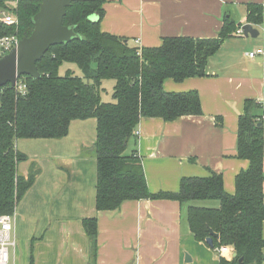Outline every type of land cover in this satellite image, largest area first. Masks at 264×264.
I'll list each match as a JSON object with an SVG mask.
<instances>
[{"label": "crops", "instance_id": "obj_1", "mask_svg": "<svg viewBox=\"0 0 264 264\" xmlns=\"http://www.w3.org/2000/svg\"><path fill=\"white\" fill-rule=\"evenodd\" d=\"M249 4L264 9V0H108L100 26L131 47L158 48L165 38L218 37L226 17L249 24ZM252 26L259 37L234 33L209 59L208 77L164 82L168 93L197 92L201 116L139 123V136L129 149L138 151L152 193L178 192L182 178H205L213 171L223 176L225 191L235 194L237 175L249 167L248 161L237 158L239 117L247 100L264 108V55L249 57L264 50V20ZM96 139L97 122L88 119L73 121L69 134L59 140L17 141L16 149L27 157L18 174L28 177L33 167L40 173L15 211L12 264H91L83 222L94 217L97 264H219L216 252L191 234L188 205L141 200L125 202L116 211H97ZM194 206L217 208L219 203Z\"/></svg>", "mask_w": 264, "mask_h": 264}, {"label": "trees", "instance_id": "obj_2", "mask_svg": "<svg viewBox=\"0 0 264 264\" xmlns=\"http://www.w3.org/2000/svg\"><path fill=\"white\" fill-rule=\"evenodd\" d=\"M9 0H0V10H9ZM108 0H72L64 25L74 28L78 39L53 46L37 63L39 79L24 76L25 95L7 85L0 89V216L13 215L26 193L35 184L40 170L33 167L28 177L18 174L27 157L16 149L18 140L55 139L69 134L73 121L95 119L97 139L98 212L118 210L128 201H176L188 205L189 230L198 243L207 245L211 231L214 249L227 248L236 255L232 260L219 257V264H264V128L263 105L255 100L244 103L238 120L237 158L249 162L247 170L235 180L236 192L225 191L223 176L184 177L178 192L152 193L142 159L131 141L142 119L173 122L183 117L201 116L197 92L168 93L164 82L181 83L191 78L208 77L209 59L242 25L226 17L215 38L171 37L158 48L131 47L126 39L101 31ZM41 0H19L11 11L18 28L3 25L0 38L16 35L21 40L33 30V18ZM247 23L260 26L262 5H247ZM9 10V11H10ZM98 20L93 21L92 17ZM76 64L83 77L68 72L59 75L60 66ZM104 80H114L113 102L102 100ZM218 202L217 208L194 206ZM83 226L91 245V264H97L98 221L85 219ZM208 246V245H207ZM242 260V262H240Z\"/></svg>", "mask_w": 264, "mask_h": 264}, {"label": "water", "instance_id": "obj_3", "mask_svg": "<svg viewBox=\"0 0 264 264\" xmlns=\"http://www.w3.org/2000/svg\"><path fill=\"white\" fill-rule=\"evenodd\" d=\"M71 4L72 0H41L40 10L33 18L32 34L22 39L16 49L0 60V89L7 85L15 88L18 79L24 76L39 79L41 75L37 63L50 48L79 38L74 28L64 25V18ZM2 26L0 23V27ZM243 31L245 38L259 37V31L250 24L244 25ZM261 126L262 124H259V127ZM214 238L219 236L211 231V238L207 240L211 249H214Z\"/></svg>", "mask_w": 264, "mask_h": 264}, {"label": "built area", "instance_id": "obj_4", "mask_svg": "<svg viewBox=\"0 0 264 264\" xmlns=\"http://www.w3.org/2000/svg\"><path fill=\"white\" fill-rule=\"evenodd\" d=\"M14 2H18L19 0H13ZM0 23L8 27H16L19 26V21L14 14L6 15V12H2L0 17ZM237 36H244L243 26L238 28L235 32ZM21 39L16 36H5L0 38V60L3 59L6 55H8L13 49H16L19 46ZM142 48H139V51ZM264 55L263 49H258L257 51L250 53V58H255L256 56ZM15 90L19 93V95H25L27 92V85L25 81L20 78L18 79ZM139 136L138 133H136ZM14 223H15V213L13 215H2L0 216V264H10V251L11 249H15L16 240L14 237ZM216 254L219 257H223L227 260H232L234 257H231V250L227 248H219L215 250ZM230 254V257H228ZM230 258V259H229Z\"/></svg>", "mask_w": 264, "mask_h": 264}, {"label": "rangeland", "instance_id": "obj_5", "mask_svg": "<svg viewBox=\"0 0 264 264\" xmlns=\"http://www.w3.org/2000/svg\"><path fill=\"white\" fill-rule=\"evenodd\" d=\"M7 4H8L9 10L10 9L12 10L13 7L15 6V2L13 0H9ZM9 10H2V11L6 12V15L14 14L11 10L10 11ZM68 72H71L76 76L83 77L81 70L79 69V67L76 64L65 62L59 68V75L65 76ZM114 85H115L114 80H104L102 82V86H101V89H102L101 94L102 95L101 96H102V100L104 102L111 103L114 101L113 100ZM210 203H214V201H211ZM216 203H218V202H216ZM16 210H17V208H16ZM15 240H16V238H15ZM16 244H17V241H16ZM13 255H14L13 249H11V251H10V256H11L10 264H12V262H13Z\"/></svg>", "mask_w": 264, "mask_h": 264}]
</instances>
